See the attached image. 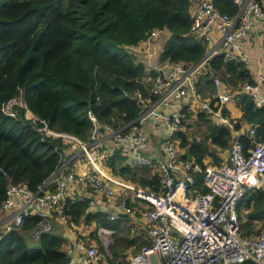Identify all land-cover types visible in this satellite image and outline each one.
<instances>
[{"label": "trees", "instance_id": "1", "mask_svg": "<svg viewBox=\"0 0 264 264\" xmlns=\"http://www.w3.org/2000/svg\"><path fill=\"white\" fill-rule=\"evenodd\" d=\"M212 2L229 14L238 9L234 0ZM190 8V0H0V199L8 182L24 181L35 190L60 163L68 141L48 133L45 124L53 131L88 140L93 126L89 112L102 123L118 125L135 120L140 107L132 95L136 91L146 95L147 91L138 80L144 65L130 46L145 40L151 30H167L161 58L197 62L205 56L207 41L190 32ZM207 66L220 76L229 73L230 77L252 80L244 62L224 60L220 54L212 55ZM202 80L203 87L212 92L210 74L201 75V84ZM18 95L23 104L12 105L14 115L6 113L4 103ZM211 103L217 106L218 100L213 98ZM253 106L248 98L245 111L252 112ZM27 109L34 119L26 117ZM263 120L264 114L259 118ZM176 136L186 148L181 158L202 165L211 144L227 148L232 140L231 128L216 121L208 122V131L201 138L189 139L182 130ZM237 138L245 150L253 144L247 134ZM107 159L113 172L125 180L142 188H159V173L149 175L144 165L127 163L118 149ZM194 187L207 190L202 173H195ZM89 200H67L62 213L71 222L94 220L105 228L119 229V233L125 229L121 219H109L100 210L88 211ZM243 207L248 209L245 215L250 221L262 218L264 187L247 190L237 203V211L242 212ZM40 221L37 214H28L20 227L0 230L1 264L68 261L69 255L62 249L66 237L55 223L37 239L28 238ZM241 225L254 232L252 225Z\"/></svg>", "mask_w": 264, "mask_h": 264}, {"label": "built area", "instance_id": "2", "mask_svg": "<svg viewBox=\"0 0 264 264\" xmlns=\"http://www.w3.org/2000/svg\"><path fill=\"white\" fill-rule=\"evenodd\" d=\"M234 2L238 9L229 14L218 9L212 0H196L190 32L207 41V51L201 60L186 62L165 57L153 62L148 56L145 60L137 58L144 65L138 80L147 94L136 91L132 95L140 107L132 123L114 125L98 122L89 112L93 126L88 140L68 132L53 131L46 124L43 126L48 133L60 135L68 141L67 145L75 144L95 161L97 158L107 159L118 149L127 163L148 166L159 173L160 186L156 190L142 188L128 180L108 178L94 167L81 176L85 185L117 198L118 205L113 211L108 207L98 209L92 200L88 202V211L106 212L109 219L123 212L134 213L137 208L130 204L132 200H146L148 207L141 209L140 213L146 222L147 242L131 255L130 264H264V227L255 233L244 234L240 230L237 211V202L245 191L264 185V137L252 140V146L246 150L237 137H232L228 161L202 165L194 159L181 158L176 136L182 130L184 116L178 106L186 103L189 96H199L200 108L210 113L214 121L234 131V122L221 109L222 102L231 93L219 91L223 81L218 75L211 76L215 86L213 96L200 98L201 75L209 69L207 61L212 55L220 54L224 60L242 61L248 69L251 57L246 45L256 44V31L260 27L261 40L264 39V4L259 0ZM212 29L218 32V37L210 36ZM165 30L155 28L146 39L150 41V38L159 35L163 42ZM262 41L260 47L264 52ZM133 46L130 49L137 55L139 51ZM263 84L264 65L258 69L255 78L242 83L240 91L251 98L255 107L264 109ZM12 98L4 103L3 110L14 115L12 105L5 108ZM213 98L218 100L217 106L212 105ZM25 115L31 119L35 117L28 109ZM148 121L162 128V157L151 158L142 152L151 140L145 130ZM255 129L250 127V137ZM60 166L61 163L57 167ZM196 172L202 173L206 191L194 187ZM81 197L66 177H57L52 188L46 180L35 190L24 181L8 182L5 196L0 199V230L18 228L26 215L37 214L41 221L33 228L32 234L38 236L48 228L46 220L50 219V215L56 211L61 217H68L62 213L64 203ZM100 229L108 236L114 232V229L105 227ZM103 238L108 244L110 239L105 235ZM66 252L69 259L65 264L102 263V253L83 238H76Z\"/></svg>", "mask_w": 264, "mask_h": 264}, {"label": "crops", "instance_id": "3", "mask_svg": "<svg viewBox=\"0 0 264 264\" xmlns=\"http://www.w3.org/2000/svg\"><path fill=\"white\" fill-rule=\"evenodd\" d=\"M190 1H191L190 9L192 11L194 9L196 0H190ZM260 1L264 4V0H260ZM260 30L262 31L261 27ZM260 30L256 31L258 34L256 44L246 45V48L251 57V59L248 61L249 64L248 74L250 79L255 78L258 69L264 65V52L260 47V43L262 41L261 40L262 32ZM166 33L167 30H165L163 37L166 35ZM210 36L212 38H216L218 37V32L215 29H212ZM154 38L155 37L150 38L151 39L150 41L145 39L133 47L138 49L139 53H146V55L150 58V55L154 50V47H157L158 50L159 47L161 49V46L158 47L156 44H152V42H155L154 41L155 39L159 40L158 39L159 35L155 39ZM160 43L162 42L160 41ZM160 43L158 45H160ZM263 43H264V39L262 41V44ZM149 47L151 48L149 49ZM137 58H141V57L137 56ZM206 73H209L210 77L212 76V74H217L214 73V71L210 68L204 74ZM226 75L228 77L230 76L229 73H226ZM230 78H233L231 82H227L225 78L224 79L222 78V81L223 80L224 81L219 91L222 93H226V91H230L231 93V95L225 101H223L221 105V109L224 108V105L226 106L227 115L235 124H237L234 126V131L231 129V135L232 137H238L241 134L249 135L250 127L254 126L256 129H255V133L252 136V140H259L264 135V120L259 121V118L264 114V110L253 106L251 107L252 112L249 110L248 112H246L245 106L247 105L248 98L250 99V97L245 93H243L242 91H240V86L248 79L245 76L238 77L236 75ZM200 87L203 88L202 91L200 90V98L201 97L211 98L213 96L214 90L212 92L206 90L203 87V80ZM262 91L264 92V84L262 85ZM198 100H199V96L196 98H192L191 96H189L186 103H183L178 106V109H180L184 115L182 120V132L185 133V135L189 139L191 137L201 138L202 136H204L208 131V122L214 121L210 113L200 108L198 104ZM204 121L206 124L203 123ZM145 130L147 131L151 140L149 144L143 148L142 152L145 153L146 155H149L151 158L162 157V151L160 148V143L163 136L162 128L159 127L158 125H155L152 121H148L145 124ZM179 146H180L181 154L184 153L186 148L184 146H181L180 143ZM228 155H229L228 147L219 148L215 144H211L208 153L203 158V161L204 163L218 164L228 161ZM107 161L108 159L103 160L100 158H97L95 161L92 156L90 158L86 156V154L83 153L75 144L71 143L69 145H66L62 151L61 162H60L61 166L57 167L55 171L51 173V175L47 178L48 186L50 188L54 187V181L57 179V177H66L67 179H70L72 181L73 189L77 192V194H79V196L82 195L83 197H87L90 200L94 201L98 209H102L103 207H108L107 208L108 210L113 211L115 207L118 205L117 198L105 195L103 192L85 185L81 179V176H83V174L86 172L87 169L94 167L98 169L102 174L106 175L108 178L122 180L124 177L118 173L113 172L111 165ZM143 168L147 169V173L149 175H153L154 173L153 168L146 166H144ZM125 179L126 178H124L123 180ZM130 204L137 208V210L134 213L123 212V213H119V215L114 218V219H121L123 226H125V229L120 233L118 232L119 229L116 230L114 228V232L121 235V236L119 235V238L123 237V239L125 238L124 239L125 241L127 238V240L129 241L126 242L124 246V250H126L127 247L132 243L136 245L134 246L132 251L128 253L127 252L124 253V256H126V258L128 259V261H126L127 264H130L129 258L131 257L132 254L136 253L139 250L138 247H140L141 244L147 242V232L145 229L146 222L141 217L140 210L146 209L148 207V204L146 200L142 198H137L136 200H132ZM241 211L247 213L248 209L243 207ZM238 212L241 214L240 211ZM104 213L107 216V213L106 212ZM49 217L50 219H52L53 222H59L57 228H59V232L66 237L65 242L62 243V249H64L65 251L70 246L73 245L76 238H83L87 242L97 246L94 242L89 241L91 240L92 235L95 236V232L91 234V230H93L94 228L100 229V227L103 226L97 224L94 220L91 222H86L82 219L81 222L78 223L73 222V224H71V221L68 220V217H61L60 214L56 211ZM253 220H257V221L264 220V216L260 219H253ZM65 224L66 225L68 224V226L65 227L64 226ZM130 230L132 231V233L130 232L131 235L129 237L128 232ZM121 233H123V235ZM139 243L140 245L138 246ZM121 251L122 250H120V252ZM117 253H119V250H117L116 254ZM110 263H112V261H110ZM101 264H105L103 259Z\"/></svg>", "mask_w": 264, "mask_h": 264}, {"label": "rangeland", "instance_id": "4", "mask_svg": "<svg viewBox=\"0 0 264 264\" xmlns=\"http://www.w3.org/2000/svg\"><path fill=\"white\" fill-rule=\"evenodd\" d=\"M157 36H155L156 38ZM154 38V39H155ZM153 39V40H154ZM159 40L155 39L154 41L155 42H152V44H156L158 47L161 46V43L160 41L162 42V39L161 37L159 36L158 38ZM141 42V41H140ZM160 43V45H158ZM151 47H149L150 49ZM159 50L161 51L160 47H159ZM157 49V47H154V50L152 51L151 55H150V59L154 62L162 59L160 57V51ZM137 56L138 57H141L142 60H145L146 58V53H137ZM217 73V72H216ZM216 75H218L221 79L222 78H225L227 80V82H231L233 80V78H230V76L228 77L225 73L223 76H220V73H217ZM23 104V99H22V96L21 95H18L14 98H12L11 100H9L6 105H5V108H9L11 105L13 104ZM224 111L225 113L227 114V108L226 106L224 105ZM262 112V110H261ZM28 117H30V115L28 114ZM205 123V121L203 122ZM206 124V123H205ZM192 138V137H191ZM262 187V186H261ZM257 189V188H256ZM241 217H239L240 219V230L244 233V234H249L250 232H247L243 227H242V223L245 225V226H249V225H252L253 229L252 231H254V233L256 231H258L259 229H261L262 227H264V220H260V221H257V220H249L248 218H246V215L245 213L242 211L241 212ZM46 222L48 223V230L52 228L53 226V223L56 224V226L58 225L59 222H53L52 219H49V220H46ZM42 225H46L45 224H42ZM65 227L68 226V224L64 225ZM46 229V230H47ZM32 230L31 229L29 231V234H28V238L29 239H33V238H36L38 236H34L32 234ZM59 230V228H58ZM95 232V236L92 235L91 237V240L89 241H92L94 242L97 246H95L98 251H100L103 255H102V259L104 260V263L105 264H109L110 261H112L113 264H127L126 261H128V259L126 258V256H124V253L125 252H130L132 251V249L134 248V246H136L135 244H130L126 250H124V246L126 244V241L123 239V238H119V235L118 233H115V232H111L110 236L106 235V232H103V230L101 229H97V228H94L93 230H91V234ZM132 231L130 230L128 232V236L130 237ZM23 233V232H22ZM103 235H105V237L109 238L110 241L108 244H106L104 241H103ZM35 240V239H33ZM114 249L116 250H119V253H114ZM120 250H122L120 252Z\"/></svg>", "mask_w": 264, "mask_h": 264}, {"label": "water", "instance_id": "5", "mask_svg": "<svg viewBox=\"0 0 264 264\" xmlns=\"http://www.w3.org/2000/svg\"><path fill=\"white\" fill-rule=\"evenodd\" d=\"M42 134H43V132H42ZM214 264H222V263L219 262V263H214ZM230 264H243V262H232V263H230Z\"/></svg>", "mask_w": 264, "mask_h": 264}, {"label": "clouds", "instance_id": "6", "mask_svg": "<svg viewBox=\"0 0 264 264\" xmlns=\"http://www.w3.org/2000/svg\"><path fill=\"white\" fill-rule=\"evenodd\" d=\"M177 138H178V137H177ZM260 187H261V186H260ZM260 187H259V188H260ZM262 187H264V185H263ZM257 188H258V187H257ZM253 189H256V188H253ZM253 189H252V190H253ZM245 192H246V191H245ZM245 192H244V193H245ZM244 193H243V194H244ZM241 197H242V196H241ZM241 197H240V198H241ZM240 198H239V199H240ZM238 201H239V200H238ZM237 203H238V202H237ZM238 213H239V212H238ZM239 216H240V213H239Z\"/></svg>", "mask_w": 264, "mask_h": 264}, {"label": "bare ground", "instance_id": "7", "mask_svg": "<svg viewBox=\"0 0 264 264\" xmlns=\"http://www.w3.org/2000/svg\"><path fill=\"white\" fill-rule=\"evenodd\" d=\"M29 115H30V113H29Z\"/></svg>", "mask_w": 264, "mask_h": 264}]
</instances>
